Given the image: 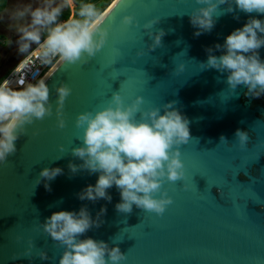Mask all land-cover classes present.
Listing matches in <instances>:
<instances>
[{"label": "water", "instance_id": "obj_1", "mask_svg": "<svg viewBox=\"0 0 264 264\" xmlns=\"http://www.w3.org/2000/svg\"><path fill=\"white\" fill-rule=\"evenodd\" d=\"M198 7L196 0H127L126 7L118 6L107 18L109 39L95 58L85 65L58 61L43 77L54 114L28 126V134L15 142L16 154L0 166V264H59L64 248L40 225L54 212L78 213L85 206L94 220L102 207L107 213L100 228L80 238L119 247L126 255L121 264H264V95L249 98L243 85L232 92L227 73L202 64L207 48L223 45L250 18L264 21V15L238 9L226 13L228 5H221L225 14L215 18L214 29L196 37L190 14ZM125 15L135 16L140 27L124 25ZM153 19H160L153 31L162 29L166 35L162 47L149 51L153 41L143 25ZM259 53L264 61V47ZM61 83L72 89L64 129L57 127L55 116V89ZM114 93L126 105L142 96L144 110L175 102V109L190 122V142L180 148L185 177L164 181L161 193L166 191L173 203L163 216L135 205L130 214L117 212L121 196L115 186L108 189L110 203L78 198L96 184L99 173L73 174L68 168L69 163H83L71 152L82 146L76 139L83 135L75 127L76 117L106 108ZM237 130L248 133L246 147L237 140ZM56 167L63 169L62 175L37 185L43 169ZM29 241L35 245L32 258L11 259L23 253ZM40 251H46L49 260H41Z\"/></svg>", "mask_w": 264, "mask_h": 264}, {"label": "clouds", "instance_id": "obj_2", "mask_svg": "<svg viewBox=\"0 0 264 264\" xmlns=\"http://www.w3.org/2000/svg\"><path fill=\"white\" fill-rule=\"evenodd\" d=\"M196 4L200 7L190 14L191 25L198 29L194 33L196 37L214 29L215 18L225 14L220 11L221 5H228L226 13H235L238 9L247 14L264 15V0H196ZM121 5L126 7L127 0H114L112 7L104 11L94 3H81L63 22L59 17L65 8L73 9L74 0H43L38 7L26 6L13 13L14 20L27 19V23L18 27V50L24 54V59L15 69L19 74L15 82L17 87H12L11 80L0 82V166L7 165L8 157L16 154L15 142L28 134V126L54 114L47 78L35 83L26 80L24 69L32 58L35 57L42 66L57 58L62 65L88 64L106 46L110 35L106 20ZM234 18L238 20L239 16ZM122 23L140 27L133 15H125ZM159 23L160 19H153L143 25L144 32L153 41L149 51L162 47L165 31H153ZM33 45L36 46L34 50ZM262 47L264 21L250 18L242 28L228 35L223 45L207 48L208 58L202 64L206 65L205 69L227 73L226 83L232 92L243 85L248 90L246 96L259 98L264 95V61L259 53ZM214 50L225 54L216 56ZM55 91L57 127L64 129V108L72 89L61 83ZM144 103V98L138 96L126 105L121 95L114 93L106 108L87 111L76 117L75 127L83 131L82 137L76 139L82 146L72 148L71 152L83 163H69L68 168L73 174L79 171L99 173L96 184L88 185L78 194L81 201L95 203L103 199L110 203L112 197L108 189L115 186L121 196V202L115 205L119 213L130 214L135 205L143 211L163 216L173 203L168 193H161V189L165 180L175 183L185 177L180 148L190 142V122L175 109V102L148 110L142 108ZM235 136L240 145L246 147L248 133L237 130ZM221 141L226 139L221 137ZM59 151L65 152L63 145ZM62 174L63 169L59 167L45 168L39 174L37 185ZM45 188L51 190L47 183ZM157 194L160 198H156ZM106 213L107 208L102 207L94 220L85 206L78 213L54 212L41 223L43 233L64 248L59 264H121L126 260L119 247L110 248L104 241L80 238L92 228H100L104 223L101 217ZM34 248V242L29 241L28 248L11 259H31ZM38 257L49 260L46 251H40Z\"/></svg>", "mask_w": 264, "mask_h": 264}, {"label": "rangeland", "instance_id": "obj_3", "mask_svg": "<svg viewBox=\"0 0 264 264\" xmlns=\"http://www.w3.org/2000/svg\"><path fill=\"white\" fill-rule=\"evenodd\" d=\"M42 2L43 0H6V7L0 12V76L13 68L24 56L18 50V27L27 23V19L14 20L13 13L26 6L38 7Z\"/></svg>", "mask_w": 264, "mask_h": 264}, {"label": "built area", "instance_id": "obj_4", "mask_svg": "<svg viewBox=\"0 0 264 264\" xmlns=\"http://www.w3.org/2000/svg\"><path fill=\"white\" fill-rule=\"evenodd\" d=\"M36 46H34L32 49L34 50ZM25 58H27V54L25 55ZM24 59V56L19 60V62L11 69V71L6 75L4 78L7 80L13 81L12 87H17L18 85L15 83L18 79L19 74L15 73L16 67L20 64V62ZM58 58L53 60V62L49 65H40L39 61L35 59V57L32 58V60L29 62L27 67L24 69V73L27 75L26 80L29 83H35L39 79L43 78L50 69L58 62Z\"/></svg>", "mask_w": 264, "mask_h": 264}, {"label": "trees", "instance_id": "obj_5", "mask_svg": "<svg viewBox=\"0 0 264 264\" xmlns=\"http://www.w3.org/2000/svg\"><path fill=\"white\" fill-rule=\"evenodd\" d=\"M89 2L94 3L99 10L104 11L113 2V0H74V7L72 11H70V9L68 8H65L62 15L59 17L60 22L66 21L70 17V15H72V12L79 8L81 3H89ZM5 7H6V0H0V12H2L5 9ZM11 69L8 70L4 75L0 76V82L4 80V78L11 71Z\"/></svg>", "mask_w": 264, "mask_h": 264}]
</instances>
